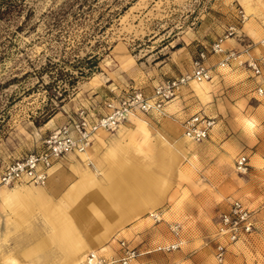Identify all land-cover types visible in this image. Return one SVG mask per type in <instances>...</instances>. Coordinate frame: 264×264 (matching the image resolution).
<instances>
[{"label":"rangeland","instance_id":"rangeland-1","mask_svg":"<svg viewBox=\"0 0 264 264\" xmlns=\"http://www.w3.org/2000/svg\"><path fill=\"white\" fill-rule=\"evenodd\" d=\"M245 1L252 14L246 12ZM245 1L26 0L19 16L10 23L0 21V166L38 149L79 108L103 109L106 98L126 91L151 93L161 81L189 71L197 52L226 36L230 27L235 32L224 46L241 48L264 39V0ZM261 47L255 44L251 54L258 57ZM209 62L213 78L205 82V95L190 82L164 113L131 116L119 131L98 132L103 142L97 155L92 151L96 136L85 151L86 161L79 156L71 160L69 154L55 162L63 168L48 185L52 203L76 177L72 164L80 161L98 174L100 162L105 163L102 157L116 141L127 155L145 161L159 154L177 156L176 166L162 179L155 173L146 177L164 194L153 211L160 219H145L146 213L114 228L104 243L113 244L112 250L104 255H118L119 242L126 240L139 252L132 264H219L213 250L217 224L237 198L254 212L255 229L244 240L228 244L222 264H264V94L256 92L259 84L264 89V71L254 77L243 68L216 67L217 58ZM254 80L262 83L249 86ZM195 112L216 121L200 143L183 135V121ZM138 119L149 129L146 139L137 129ZM160 133L172 148L161 150ZM240 155L248 158L246 173L235 169ZM126 168L118 166L115 179ZM45 211V205L31 202L25 212L21 204L14 208L0 197V264L41 263L40 256L27 255L35 243L28 223L45 235ZM94 222L79 225L84 240L105 232ZM175 222L181 226L179 237L169 228ZM174 242L178 248L157 250ZM49 250L50 264H59V251L53 245Z\"/></svg>","mask_w":264,"mask_h":264},{"label":"built area","instance_id":"built-area-1","mask_svg":"<svg viewBox=\"0 0 264 264\" xmlns=\"http://www.w3.org/2000/svg\"><path fill=\"white\" fill-rule=\"evenodd\" d=\"M241 21L245 16L241 11ZM235 32L230 27L223 38L215 40L207 49H200L192 62L191 69L177 77L161 81L152 90L146 93L141 89L126 91L125 94L106 98L103 109H97L94 105L81 107L75 116H69L68 120L53 130L43 140L42 145L21 157L0 166V187L15 186L20 183L34 185L46 184L49 171L59 159L75 153L87 151L98 132H114L123 123L135 115H149L152 113H164L166 106L174 100L180 88L192 81L207 82L212 80V66L209 60L217 58L218 68H243L252 73L254 77H260L264 69V54L255 57L251 54L255 44L264 45V39L258 43H246L241 48L224 46V40ZM256 92L264 94L261 84ZM215 118L204 113L195 112L183 121V135L196 143L206 140L215 125ZM247 156L240 155L235 160V169L239 173L248 170ZM160 213H152L155 220H159ZM255 215L241 200L235 198L231 201L227 212L221 214L217 231L215 233L214 257L222 264L228 253V244L244 240L255 229ZM174 236L180 234L179 223L169 226ZM179 247L174 242L158 246L157 250L170 251ZM139 255L135 246H131L126 240L119 242V254L106 256L99 252L87 253L82 264H132Z\"/></svg>","mask_w":264,"mask_h":264},{"label":"crops","instance_id":"crops-1","mask_svg":"<svg viewBox=\"0 0 264 264\" xmlns=\"http://www.w3.org/2000/svg\"><path fill=\"white\" fill-rule=\"evenodd\" d=\"M259 50L260 52H258V57L264 54V47H261ZM258 83H262V81L254 80L249 86L254 87L253 85ZM206 91L208 92V89ZM139 121L140 119H138L137 129L143 134L142 129L144 128L141 127ZM144 125L149 132L145 121ZM159 135L160 138H158V142L161 143V149L165 147L169 148L168 145H164L165 143H170L169 140L161 133ZM162 136L166 140L163 139ZM97 138V142L92 147V151L95 155H97L96 150L98 149V145L103 142L99 135ZM99 139H101V141ZM172 146L174 145H171V148ZM107 151L108 152H105V157H102L105 163L100 162V166H102V168L100 167L101 171L98 174L90 167L81 164L80 161H77V165L72 164L71 167L73 168V172L76 177L63 190L60 198L55 203L50 202V199H48L50 191L48 188L44 187L45 185L48 186L51 182L55 183V180H57L56 177L61 176V168H63V165L60 163L54 165L50 169L47 184L43 186L35 185L37 186V189L44 188L39 195L20 190L16 194L8 196L2 194L0 191V197L4 202H10L14 205V208L17 209L19 208V204H21L25 209V212L29 208V204L31 202H35L39 205H45V217L47 220L46 224L48 225V231L44 233L45 235H43L38 231L34 224L28 223L30 226L28 228V231L30 232L29 236L35 239L34 245L27 250L28 256H40L42 258L40 264H50L49 246L53 245L59 251V264H75L73 252L78 248H81L82 251L83 246L87 242V240H84L85 238L78 230L79 225L87 224L90 226L92 223H95L94 221L97 223L99 221L102 224L105 232H103V235L98 234V236L89 235L88 238H92L93 241L96 243L98 242L101 244V246H104L105 241L110 237L114 228L121 226L124 223L130 221L132 218L142 214H149V216H146L145 219H150V214H152L154 209L162 203L164 194L163 192L160 194L161 188L159 186L156 185L154 188H152L146 177L148 173H155L158 175V177L161 175L159 178L162 179V176H164L165 173L158 171V169L152 164L146 165L145 163L141 162L140 159H136L134 156L127 155V150L117 141L113 146L109 147ZM78 156L82 161H86L85 159H87L89 153H75L74 158H69L71 160H76V157ZM118 166H127L125 170L123 169L119 172L121 175L120 180L115 179L114 176L115 169ZM129 167L138 172L137 174L139 177H141V182H139V180L134 177L128 178L126 176V171L129 169ZM159 183L162 185L161 182ZM27 184L34 187L33 184ZM117 188L122 189L121 192L127 196L126 201L123 202L121 206H115L113 201L116 194L115 192H117ZM128 188L132 192H129ZM56 189L59 188L56 186ZM96 190L102 195L101 202L98 206L94 200L89 198V194L95 192ZM130 193L133 194V198H131ZM153 194L161 200L154 208L151 207L152 204L149 201ZM139 197H144L146 205L143 201L141 204ZM108 210L111 211L113 213V217H115V221L111 224L110 222H105L100 218V215L107 212ZM90 214H95V217L90 216ZM126 216L128 219L125 218ZM22 223L24 222H17L18 225H21ZM112 245L113 244L106 246L108 250L101 253L108 254L112 250ZM12 264H15V262H12Z\"/></svg>","mask_w":264,"mask_h":264},{"label":"bare ground","instance_id":"bare-ground-1","mask_svg":"<svg viewBox=\"0 0 264 264\" xmlns=\"http://www.w3.org/2000/svg\"><path fill=\"white\" fill-rule=\"evenodd\" d=\"M245 1V0H244ZM244 8H245V10H246V12L248 13V14H252V9L250 8V5H249V3L248 2H246L245 1V3H244ZM109 74H110V72H109ZM112 74V73H111ZM94 79V78H93ZM192 82H194V83H196L197 84V87H195V91L197 92V93H199L200 95H204V94H206V90L208 89V87H206L207 85L205 84V82H197V81H192ZM173 104V103H172ZM171 105V104H170ZM174 105V104H173ZM250 122V121H249ZM139 123H140V125H141V127L142 128H144V129H142L143 130V134H144V138L146 139L148 136H149V132L147 131V129H146V127H145V125H144V121L143 120H141L140 119V121H139ZM118 131H119V129H118ZM163 137V136H162ZM186 138V137H185ZM144 139V140H145ZM163 139H165L164 137H163ZM100 141H101V139H99ZM166 140V139H165ZM164 145H168V146H170L171 147V145H170V143H165ZM167 149H169V148H163V149H161L162 151H166ZM69 157H71V158H74V154H72V155H69ZM136 159H140V158H137V157H135ZM140 161L141 162H143V163H145L146 165H149V164H152V165H154L157 169H158V171H161V172H164V173H166V172H168V171H171L172 170V168H173V166L175 167L176 166V164H177V162H178V158H177V156H175V155H170V156H168L167 158H163L162 157V155L161 154H159V156L158 157H155L154 159H152V160H148V161H145V160H141L140 159ZM56 168V167H55ZM55 168H54V170H55ZM138 172L136 171V170H134V169H131L130 167H129V169L126 171V176L128 177V178H132V177H134V178H136V179H138L139 180V182H141V177H139L138 176V174H137ZM233 173V172H232ZM34 185V184H33ZM45 185V184H44ZM16 187H14V188H6L5 186H1V188H0V191H1V193L2 194H5V195H8V196H12L13 194H16L17 192H19L20 190H22V191H26L27 193H31V194H36V195H39L41 192H42V190L44 189V188H48V186L47 185H45V187L43 188V189H37L36 187L37 186H34V187H32V186H30V185H28L27 183H25V182H23V183H20V184H18V185H15ZM18 186V187H17ZM38 186H43V185H38ZM117 190V192H115L116 194H115V197H114V204H115V206H121L122 205V203L123 202H125L126 201V199H127V196H125L121 191H122V189H116ZM150 192V191H149ZM148 192V193H149ZM91 193V192H90ZM44 194V193H43ZM89 198L91 199V200H94L95 201V203H96V205L98 206L99 204H100V202H101V199H102V195L96 190L95 192H92L91 194H89ZM139 199L141 200V204H142V201L145 203V205H146V202H145V200H144V197H139ZM150 203L152 204L151 205V207L152 208H154V207H156L157 205H158V203L161 201L158 197H156L154 194H153V196H151V198H150ZM141 204H139V205H141ZM149 204V203H148ZM150 216H151V214H150ZM100 218L101 219H103L105 222H109V221H111V219L113 218V213L111 212V211H107V212H105V213H103L102 215H100ZM126 219H128V217L126 216L125 217ZM114 220V219H113ZM108 250V248L106 247V246H101V244H99L98 242L96 243L95 241H93V239L92 238H88V240H87V242L85 243V245L83 246V249H82V251H81V248H78V249H76L74 252H73V258H75L74 260V263L75 264H81V262H83V260L85 259V257H86V255H87V253L88 252H90V251H93V252H105V251H107ZM88 251V252H87ZM87 252V253H86ZM86 253V254H85Z\"/></svg>","mask_w":264,"mask_h":264},{"label":"trees","instance_id":"trees-1","mask_svg":"<svg viewBox=\"0 0 264 264\" xmlns=\"http://www.w3.org/2000/svg\"><path fill=\"white\" fill-rule=\"evenodd\" d=\"M24 7H26V0H0V21L10 23L14 17L22 13ZM19 28L17 27V29ZM47 120L45 119L43 123Z\"/></svg>","mask_w":264,"mask_h":264}]
</instances>
